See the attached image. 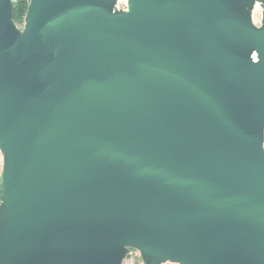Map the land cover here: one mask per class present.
Returning <instances> with one entry per match:
<instances>
[{"label":"water","instance_id":"95a60500","mask_svg":"<svg viewBox=\"0 0 264 264\" xmlns=\"http://www.w3.org/2000/svg\"><path fill=\"white\" fill-rule=\"evenodd\" d=\"M119 1L0 0V264H264V0Z\"/></svg>","mask_w":264,"mask_h":264},{"label":"rangeland","instance_id":"374dc122","mask_svg":"<svg viewBox=\"0 0 264 264\" xmlns=\"http://www.w3.org/2000/svg\"><path fill=\"white\" fill-rule=\"evenodd\" d=\"M17 0H12V2H15ZM118 7L120 9H125V2L124 1H119L118 2ZM260 19H261V9L256 6L254 11H253V15H252V20H253V23L256 25V26H259L260 24ZM22 23H23V19L22 21L19 23V25H17L18 27H21L22 26ZM1 165H2V159H1V155H0V170H1ZM123 264H142L141 263V260L139 258V254L138 252L136 251H131L126 259L124 260ZM166 264H171V263H166Z\"/></svg>","mask_w":264,"mask_h":264},{"label":"trees","instance_id":"16d2710c","mask_svg":"<svg viewBox=\"0 0 264 264\" xmlns=\"http://www.w3.org/2000/svg\"><path fill=\"white\" fill-rule=\"evenodd\" d=\"M27 5L28 0H17L12 2L13 21L16 23V25H19V23L24 18Z\"/></svg>","mask_w":264,"mask_h":264}]
</instances>
